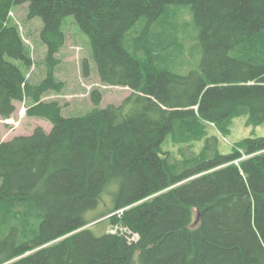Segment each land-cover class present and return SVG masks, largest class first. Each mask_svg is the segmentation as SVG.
<instances>
[{"label":"trees","instance_id":"1","mask_svg":"<svg viewBox=\"0 0 264 264\" xmlns=\"http://www.w3.org/2000/svg\"><path fill=\"white\" fill-rule=\"evenodd\" d=\"M25 3L47 47L35 82L12 61L32 64L9 22ZM67 16L100 82L131 90L120 103L95 89L89 112L64 116L45 100L64 87ZM16 102L52 127L0 137V264H264V137L222 154L208 134L264 123V0H0L1 119Z\"/></svg>","mask_w":264,"mask_h":264},{"label":"rangeland","instance_id":"2","mask_svg":"<svg viewBox=\"0 0 264 264\" xmlns=\"http://www.w3.org/2000/svg\"><path fill=\"white\" fill-rule=\"evenodd\" d=\"M28 3L15 6L9 13V22L17 25L20 34L25 42L28 54L32 60L29 67H25L21 61H12L19 65L27 78L35 82L43 78L46 74L45 55L47 47L39 38L40 29L43 26L42 19L39 17L27 19L26 12ZM184 10H187L183 8ZM62 29L66 41L64 46L57 54L58 65L55 69L57 79L64 82L61 92L50 94L45 100H59L63 106L62 114L64 116H80L89 112L93 108L91 92L98 89L102 93L100 107H106L109 104H118L131 90L123 86L103 85L98 77L95 62L91 56V44L89 37L80 29L72 16L64 18ZM199 57V56H198ZM88 59L90 74H82V61ZM194 63L188 68L190 69ZM184 69H187L185 67ZM185 71V70H184ZM26 102H16V110L9 119L0 118V137L3 140H10L16 135H29L38 126L50 131L52 125L49 121L37 117L25 115ZM247 115L235 117L227 134L219 131L212 124H208V134L218 137V150L222 154L231 153L236 144L248 137H264V123L256 125L247 124ZM162 150L171 152L177 156L178 148L181 145L175 144L168 136L162 143ZM202 142H194L193 150L198 152ZM110 231H125L119 226L109 227ZM127 233H130L127 231ZM136 236H131L133 239Z\"/></svg>","mask_w":264,"mask_h":264},{"label":"built area","instance_id":"3","mask_svg":"<svg viewBox=\"0 0 264 264\" xmlns=\"http://www.w3.org/2000/svg\"><path fill=\"white\" fill-rule=\"evenodd\" d=\"M134 236H136L135 238H133V239H136L137 238V235L136 234H133Z\"/></svg>","mask_w":264,"mask_h":264},{"label":"bare ground","instance_id":"4","mask_svg":"<svg viewBox=\"0 0 264 264\" xmlns=\"http://www.w3.org/2000/svg\"><path fill=\"white\" fill-rule=\"evenodd\" d=\"M4 215V214H3Z\"/></svg>","mask_w":264,"mask_h":264}]
</instances>
